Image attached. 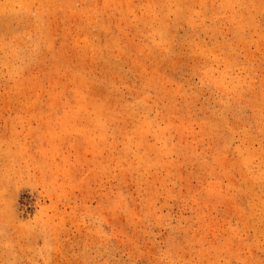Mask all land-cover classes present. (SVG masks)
Listing matches in <instances>:
<instances>
[{
  "label": "rangeland",
  "instance_id": "obj_1",
  "mask_svg": "<svg viewBox=\"0 0 264 264\" xmlns=\"http://www.w3.org/2000/svg\"><path fill=\"white\" fill-rule=\"evenodd\" d=\"M0 264H264V0H0Z\"/></svg>",
  "mask_w": 264,
  "mask_h": 264
}]
</instances>
